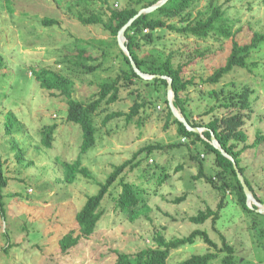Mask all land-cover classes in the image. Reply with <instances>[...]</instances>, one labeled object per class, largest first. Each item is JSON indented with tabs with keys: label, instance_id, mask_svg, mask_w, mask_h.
Instances as JSON below:
<instances>
[{
	"label": "rangeland",
	"instance_id": "rangeland-1",
	"mask_svg": "<svg viewBox=\"0 0 264 264\" xmlns=\"http://www.w3.org/2000/svg\"><path fill=\"white\" fill-rule=\"evenodd\" d=\"M67 1L0 0V54L3 57L0 159L7 176V185L1 192L0 264H115L118 253L132 254L154 246L152 238L157 232L168 239L188 235L194 229L205 230L218 246H221L222 234L234 247V264H264V211L244 210L231 190L227 192L215 228L210 219L203 223L187 220L208 206L215 209L219 201L215 188L203 179L192 178L197 172L198 160L191 156L203 161L207 176L215 175L216 168L212 163L213 154L202 142L192 143L187 138L184 143L177 134L176 124L166 115L167 89L165 94L163 88L156 90L153 84L147 86L139 80L127 87L121 86L118 100L106 107L103 105L104 110L95 115V145L80 152L82 131L77 124L66 120V99L57 90L51 92L40 87L33 72L47 68L68 76L74 83V98L88 101L104 79L113 78L119 72V49H122L118 42L119 49L114 43L117 38L99 25L81 24L75 17L79 8L68 11ZM216 1L226 10L238 41L246 43L254 32H264V0ZM206 2L200 0L199 7ZM99 4L105 10L107 4L122 8L136 2L105 0ZM44 17L56 21L43 25ZM161 33L158 47L176 52L177 61L185 60L196 49L204 52L184 71L186 78H193L182 96L187 114L193 120L206 123L214 115L225 114L226 110L218 107L219 101L209 90L225 91L222 97L247 86L252 90V110L245 116L242 128L249 143L256 140L258 132L264 134V45L251 54L246 68L234 67L219 83L211 84L203 83L202 79L225 62L231 38L195 39L170 31ZM83 47L93 54L105 51L101 66L91 73H83L75 65L81 62L77 53ZM143 48L148 50L149 46ZM149 99L151 103L147 102L129 120L120 116L103 122L106 114L129 112L135 101ZM52 124L56 128L51 147L47 148L42 144L40 130ZM178 143L181 144L171 145ZM151 144L164 147L149 154L142 152L133 159L138 150ZM18 150L22 154L19 158L16 157ZM77 158L93 178L77 175L73 183H67L63 181L61 161L73 162ZM130 159L140 163L132 169L127 166L120 177L132 183L141 204L148 208L139 210V215L132 220L119 211L112 198L121 190L117 179L102 201L104 213L95 231L67 253H61L58 239L75 227V214L86 198L98 191L99 183L115 165ZM241 159L245 176L255 194L264 201V141L244 151ZM183 194H186L184 200L173 202ZM208 249L207 244L197 239L193 244L172 250L167 264H177L191 254L205 253ZM222 256L210 264H221Z\"/></svg>",
	"mask_w": 264,
	"mask_h": 264
},
{
	"label": "trees",
	"instance_id": "trees-1",
	"mask_svg": "<svg viewBox=\"0 0 264 264\" xmlns=\"http://www.w3.org/2000/svg\"><path fill=\"white\" fill-rule=\"evenodd\" d=\"M157 1L135 0L136 5L126 4L122 8H115L107 4L106 9L102 10L99 3H105V0H68L67 10L71 11L75 7H78L79 9L75 13V17L81 24L99 25L111 37L116 38L120 28L139 9L147 8ZM199 2L200 0H166L164 4L154 10L140 14L126 29L125 45L139 71L144 74L153 75L150 79L142 78L135 72L128 56L119 49L116 39H114V43L121 54L119 72L113 78L104 79L99 84L98 91L88 101H80L74 98V83L68 76L47 68L36 69L33 74L39 82L40 87L51 92L57 90L59 91V95L66 99V120L77 124L82 131L81 153L86 152L95 145L97 132V126L94 120L95 115L104 110L103 105L106 107L118 100L121 86L127 87L134 80H139L147 86L153 84L156 90L163 88L166 94L167 80L156 75L169 77L173 91V106L181 112L192 127H201L203 130L201 134L187 130L184 124L173 115L168 105V100L164 97L167 117L171 118L176 124V131L179 136L191 139L192 143L196 141L203 143L206 150L213 154L212 163L216 168L215 175L207 176L204 172L203 161L198 159L197 156H191L193 159L198 160V169L196 174L192 175V178L194 180L203 179L215 188L219 193V201L215 209L208 206L205 210H200L196 215L189 216L187 220L194 223H203L207 219H210L213 228H215L216 221L220 217V211L225 206L226 195L229 190L233 192L236 202L244 210L255 211L256 206L252 204V207H249L247 205L246 195L237 178L232 161L210 144L211 135L215 136L220 147L236 162L255 200L264 204V201L255 194L251 183L245 176L244 167L241 165L242 153L252 148L256 143L264 141V134L258 132L256 134V140L249 143L247 141V134L242 128L245 123V116L252 110L250 98L252 90L245 86L240 91H230L222 97L220 95L225 94V91L209 90V94L219 101L218 107L226 110L225 114L222 116L214 115L206 123L193 120L187 114L184 104L185 100L182 98L183 93L193 83V78H186L184 71L187 65L190 66L204 52L197 51L196 49L186 55L185 60L179 59L177 61L176 52H166L164 49L158 47L160 39L162 38L161 32L170 31L183 37H193L195 39L231 38L230 50L225 62L202 79L203 83L211 84L219 83L234 67L246 68L247 60L251 54L264 45V32H254L248 42L242 43L235 38V33L232 32L231 21L221 4L216 0H207L202 7H199ZM55 21L51 17H44L41 20L43 25H51ZM145 45L149 46L148 50L143 48ZM104 53L105 51L103 52L101 50V53L93 54L87 47L80 48L78 49L77 57L81 59V62L75 63V65L77 68H82L83 73H91L101 66L102 61L100 59L103 58ZM90 62H95V64H90ZM2 65L3 57L0 54V67ZM147 102L151 103L150 99L147 101L144 100L143 102L135 101L129 112H110L103 118V122L106 123L120 116H124L125 120H129L137 115L140 108L145 107ZM210 110L212 112L213 108ZM10 118L15 119V116L11 115ZM55 128L56 124H52L43 126L40 130L42 144L47 148L51 147L52 135ZM181 143L171 145L176 146ZM184 143H187V141ZM163 147L160 144L145 146L133 155V159L142 152L149 154L152 150L162 149ZM20 151L18 150L16 153L17 158L22 155ZM133 159L115 165L105 180L99 183L98 191L86 198L83 205L75 214V227L69 229L58 239L61 253H67L82 238H87L95 231L96 225L104 213V209L101 207L102 201L108 193L110 186L117 179L119 180L121 190L116 196H112V198L115 207L119 211L123 212L127 218L132 220L139 215V210L148 208L146 204H141V198L132 183L126 181L123 176L120 177L127 166L132 169L140 163V161L133 163ZM61 164L64 168L63 181L67 183H73L77 175H82L88 179L93 178L90 171L82 165L80 158H77L73 162L61 161ZM178 169H181V165L178 166ZM166 176L167 174L161 177L160 181ZM6 185L7 176L4 173L3 163L0 159L1 213H3L1 192ZM185 196L186 194L175 197L173 202L179 203L185 199ZM220 236L221 246H218L205 230L194 229L188 235L168 239L162 233L157 232L152 238L154 246L141 249L132 254L118 253L115 264H167L169 254L172 250L193 244L197 239L202 240L208 245V251L205 253L191 254L177 264H210L220 254H223L220 259L221 264H234V247L222 234ZM212 248L214 250H211Z\"/></svg>",
	"mask_w": 264,
	"mask_h": 264
},
{
	"label": "water",
	"instance_id": "water-1",
	"mask_svg": "<svg viewBox=\"0 0 264 264\" xmlns=\"http://www.w3.org/2000/svg\"><path fill=\"white\" fill-rule=\"evenodd\" d=\"M166 2V0H158L156 3L150 5L149 7L147 8H141L138 10V12L126 23L124 24L120 30L118 31V34L116 36L117 38V42H118V45L120 46V48L125 52V54L128 56V58L130 59V62H131V65L133 67V69L135 70V72L141 76L142 78H145V79H150L153 77V75H148V74H144L142 72L139 71V69L136 67L134 61H133V58L131 56V54L129 53L128 49H127V46L125 45V31L126 29L128 28V26L131 24V22L136 18L138 17L140 14L142 13H146V12H150L152 10H154L155 8L161 6L162 4H164ZM157 77H160V78H165L167 80V86H166V89H167V94H168V97H167V100H168V105L173 113V115L179 120L181 121L184 126L186 127L187 130L189 131H193V132H197V133H201V131L203 130L202 128L200 127H192L187 121L186 119L183 117V115L181 114V112L178 110V113L177 112V109L173 106V103H172V96H173V91H172V88H171V79L169 77H164L162 75H156ZM210 144H212L217 150H219L221 152L222 155H224L225 157H227L228 159H230L232 161V165H233V168L236 172V175H237V178L239 180V182L241 183L242 185V188H243V191H244V194L246 195V199H247V205L249 207H252V204L256 206V211L257 212H263L264 211V204H257L255 202V198L253 197L249 187L247 186L246 182H245V178L243 176V174L239 171V168L237 167V164L236 162L233 160V158L231 156H229V154L224 151L218 141L216 140L215 136L214 135H211L210 137ZM253 201V202H252Z\"/></svg>",
	"mask_w": 264,
	"mask_h": 264
},
{
	"label": "built area",
	"instance_id": "built-area-1",
	"mask_svg": "<svg viewBox=\"0 0 264 264\" xmlns=\"http://www.w3.org/2000/svg\"><path fill=\"white\" fill-rule=\"evenodd\" d=\"M200 134H201V133H200ZM201 136H202V135H201ZM202 137H203V136H202ZM204 139H205V138H204ZM181 140H182L183 142L187 141L185 137H182Z\"/></svg>",
	"mask_w": 264,
	"mask_h": 264
},
{
	"label": "crops",
	"instance_id": "crops-1",
	"mask_svg": "<svg viewBox=\"0 0 264 264\" xmlns=\"http://www.w3.org/2000/svg\"><path fill=\"white\" fill-rule=\"evenodd\" d=\"M249 150V149H248ZM246 151V150H245ZM243 154V153H242ZM242 157V156H241ZM242 160V159H241Z\"/></svg>",
	"mask_w": 264,
	"mask_h": 264
}]
</instances>
